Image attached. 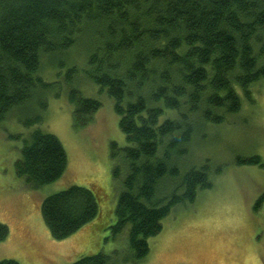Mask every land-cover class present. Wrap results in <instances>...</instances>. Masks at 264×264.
Wrapping results in <instances>:
<instances>
[{"label": "trees", "instance_id": "16d2710c", "mask_svg": "<svg viewBox=\"0 0 264 264\" xmlns=\"http://www.w3.org/2000/svg\"><path fill=\"white\" fill-rule=\"evenodd\" d=\"M79 46L84 74L113 99L126 139L122 148L111 144L117 202L110 226L114 239L126 231V246L71 264H140L171 209L212 187L206 164L180 170L194 140L238 115L241 96L255 104L253 86L264 81V0H0V126L29 103L31 115L18 120L26 127L44 120L50 84L42 63ZM68 101L75 129L101 106L76 89ZM234 163L263 166L258 155ZM66 166L61 142L39 128L23 139L14 164L30 190L55 182ZM262 202L264 193L255 210ZM40 211L50 236L63 240L95 219L99 206L92 189L72 185L44 198ZM8 233L0 223V243Z\"/></svg>", "mask_w": 264, "mask_h": 264}, {"label": "rangeland", "instance_id": "374dc122", "mask_svg": "<svg viewBox=\"0 0 264 264\" xmlns=\"http://www.w3.org/2000/svg\"><path fill=\"white\" fill-rule=\"evenodd\" d=\"M56 59L60 61L50 58L51 63H42L41 77L50 84L44 120L29 127L18 120L31 115L29 103L0 126V223L9 231L0 243V260L71 264L83 256L113 255L126 246V231L115 239L110 236L117 202L111 144L126 145L114 101L84 74L86 57L80 46ZM73 66L77 71L69 72ZM71 89L101 104L92 121L79 129L73 127ZM253 97L255 104L250 106L241 96L238 115L194 140L180 170L206 164L212 187L199 191L192 203L171 209L161 232L148 240L149 253L140 264H264V202L254 208L264 193V81L253 86ZM36 128L61 142L67 166L55 182L30 190L14 164L23 139ZM9 134L21 138L11 139ZM237 155H258L263 166L235 164ZM72 185L94 191L99 215L71 236L55 240L42 220L41 202Z\"/></svg>", "mask_w": 264, "mask_h": 264}]
</instances>
